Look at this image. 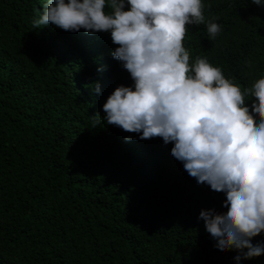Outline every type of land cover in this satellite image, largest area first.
<instances>
[{"label": "trees", "instance_id": "trees-1", "mask_svg": "<svg viewBox=\"0 0 264 264\" xmlns=\"http://www.w3.org/2000/svg\"><path fill=\"white\" fill-rule=\"evenodd\" d=\"M45 3L0 0V264H264L215 247L199 214L226 212V196L198 184L172 142L93 127L114 90L134 82L110 33L34 28ZM202 3L205 23L183 40L190 66L207 58L252 89L264 78V6ZM208 22L222 26L215 39ZM254 99L245 96L250 113Z\"/></svg>", "mask_w": 264, "mask_h": 264}, {"label": "clouds", "instance_id": "clouds-1", "mask_svg": "<svg viewBox=\"0 0 264 264\" xmlns=\"http://www.w3.org/2000/svg\"><path fill=\"white\" fill-rule=\"evenodd\" d=\"M107 2L109 13L106 0H46L33 27L110 33L118 45L111 55L134 83L114 90L102 106L105 116H92L93 127L102 120L140 139L172 142L171 154L185 171L226 196V212L199 214L215 247L238 251L237 262L264 255V241L252 243L264 233V78L241 91L207 58L197 57L190 66L183 40L187 26L205 23L202 0ZM252 3L264 6V0ZM221 30L208 22L212 39ZM94 90L100 92L99 83ZM249 94L255 98L251 113L245 102Z\"/></svg>", "mask_w": 264, "mask_h": 264}]
</instances>
